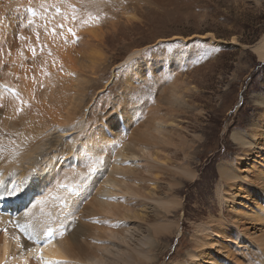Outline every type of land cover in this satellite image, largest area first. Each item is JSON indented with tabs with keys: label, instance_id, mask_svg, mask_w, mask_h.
Wrapping results in <instances>:
<instances>
[{
	"label": "rangeland",
	"instance_id": "1",
	"mask_svg": "<svg viewBox=\"0 0 264 264\" xmlns=\"http://www.w3.org/2000/svg\"><path fill=\"white\" fill-rule=\"evenodd\" d=\"M0 1L3 4L1 8L7 6V10L17 2ZM43 1L40 4L39 0H24L25 3H18L13 8L17 13L22 11L28 23L39 20L38 24L41 25L40 20L51 21L49 24L57 27L54 29H60L58 36L65 29L67 40L72 31L75 33L82 26L108 30L104 41L96 42L98 46H95L103 49L106 61L104 72L100 73L104 78L90 91V97L96 104L93 113L88 114L87 111L84 117L87 119L89 116V127L90 124L93 127L92 119L102 114L101 109L110 98L108 103L112 104V110L125 108L130 110V115V105L137 103L139 98L141 104H138L142 107L137 117H133V120L137 118L139 124L135 122L132 125L131 122L128 130L132 132L146 122L148 116L152 117L153 111L156 114L160 112V115L168 112L167 117H171L173 123L167 125L173 136V144L167 147L170 161L159 174V180L151 181L153 175L147 172V161L143 156L128 157L130 159L125 161V165L135 172L134 177L127 174L126 180L134 185L137 183L143 189L156 186L155 194H148L147 198H158L169 211L167 213V209L157 201L126 196L128 206L137 215L127 220L135 235L152 227L172 228V234L163 233L160 236L164 253L160 255L161 252L156 249L158 264L184 257L193 245V236L203 228H210L219 236L210 231L198 233L201 235L197 236L199 239L210 236L209 241L217 244L207 246L209 256L196 264H240L242 260L258 264L264 254V221L256 216L264 210V182H261L264 181L261 178L264 176V105L260 104L264 100V62L259 60L254 48L264 36V0ZM67 8L73 20L79 22L73 29H63L64 24L61 23ZM11 13L14 16V9ZM86 15L88 24L87 17H84ZM111 25H117L115 32H112ZM29 29L25 30L27 35ZM39 33L48 32L42 29ZM207 33H212L216 40ZM83 37L88 38L86 35ZM233 37L237 40L234 43ZM135 50L141 53L129 57ZM173 53H181L182 56L178 62L170 60L168 63L171 68H178L179 80L184 79L182 87L186 86V89L183 88L181 92L184 90L188 106L178 107L176 103L171 109L163 102L162 95L163 89L173 81L175 72L167 73L169 79L158 80L155 72L149 76L147 69L138 72L137 66H147L148 62L153 64L157 57ZM1 84L4 83L1 81ZM14 86H11L13 92H9L16 101L22 102L24 97ZM91 105L93 103L88 107ZM103 113L107 115L105 111ZM120 114L116 118L119 123H124L122 112ZM105 129L110 133L109 128ZM240 132L254 137L252 146L244 149L236 143L232 135ZM5 137L9 136L0 126V146L5 142ZM183 139L186 141L183 142ZM183 163H189L186 164L188 173L194 171L195 177L183 175ZM84 203L79 209H83ZM1 209L0 213L8 211L4 206ZM87 218L84 217L85 220ZM12 232L9 235L11 244L19 242V246L9 259L12 261L10 264H17V257L25 261L29 252L22 250L24 244L20 234L16 236L15 231ZM238 258L240 261H237ZM186 259L193 264L189 258Z\"/></svg>",
	"mask_w": 264,
	"mask_h": 264
},
{
	"label": "bare ground",
	"instance_id": "2",
	"mask_svg": "<svg viewBox=\"0 0 264 264\" xmlns=\"http://www.w3.org/2000/svg\"><path fill=\"white\" fill-rule=\"evenodd\" d=\"M16 1L11 4L9 10L7 6L1 8L3 4L0 3V126L9 136L5 137V142L0 146V209L2 206L8 209L5 214L0 213V229L4 228V231L0 230V264H5L6 261L12 263L9 259L11 253L13 254L19 246V242L11 244L9 235H12L13 230L16 236L17 233L20 234L24 244L22 250L29 252L25 261L24 258L20 260L21 257H17V264H45L46 261L67 260H70L68 264H158L157 252H161L160 255L164 253L160 236L163 233L172 234V228L152 227L135 235L127 220L137 215L128 206L126 196L157 201L167 209V213L169 211L167 205L158 198H147L148 194H155L156 186L143 189L137 183L134 185L126 180L127 174L134 177L135 172L125 165V161L130 159L128 157L143 156L147 161H144L147 172L153 175L151 181L159 180V174L166 169L165 166L170 161L167 147L173 144V136L167 127L173 123L170 121L171 117H167L168 112L156 114L152 108V117L148 116V120H143L144 123L132 132L128 129L131 122L132 125L138 122L137 118L133 120V117H137L142 107L139 105V98L137 97V103L130 105L131 115L128 114L130 110L125 108L112 110V104L108 103L110 98L106 99V104L101 109L102 114L92 119L93 127L92 124L89 127V116L87 119L84 117L87 111L88 114L93 113L96 104L90 97V91L104 78L100 73L104 72L106 61L103 49H97L95 46L96 42L104 41L108 30L103 31L102 27L97 26H82L75 33L72 31L67 40L64 28L73 29L78 22L71 17L69 8L65 11V16H62L65 19H62V22L59 20L64 24V30L58 36L60 29H54L56 26L49 24L51 21L40 20V25L39 20L34 23L24 20V13H17L16 8H13L24 0ZM60 1L64 3L67 0ZM39 2L44 3L43 0ZM13 9L14 16L11 13ZM60 22L58 23L61 26ZM116 26H110L112 32H115ZM27 28L31 29L29 35L25 31ZM42 29L48 33H39ZM85 35L88 38L84 39ZM207 35L215 38L212 33ZM232 41L234 43L237 40L233 37ZM254 49L259 60L264 62V36ZM140 53V50H135L129 57H136ZM180 54H160L161 56L158 55L159 57L154 59L155 63L148 62L147 66H137L140 70L138 72L147 69L149 76L155 72L159 76L158 80L167 77L169 79L167 73L169 75L170 72H175L170 86H164L166 89H163L162 100L169 108L176 103L178 107L188 106L184 95L186 86L182 87L184 79L180 81L179 71L176 70L178 68H171L168 63L170 60H180ZM132 80L133 78L129 82ZM1 81L4 84H1ZM7 85H15L14 89L17 88L21 92L19 94L24 97L22 102L16 101L11 95L13 88ZM91 103L93 105L88 107ZM260 104L264 105L263 99ZM104 111L107 115H104ZM115 112L118 114L115 115ZM120 112L124 123H119L116 118ZM105 128H109L110 133H107ZM232 137L244 149L252 146L255 141L254 137L243 132L233 133ZM185 141L183 139V142ZM96 157L100 158V163L96 165L97 170L81 182L80 174L87 172L89 158ZM186 164H182L183 175L195 177L194 171L188 173ZM33 169L36 171L33 172ZM261 178L264 179V176ZM57 182L78 184V191L69 194L65 189L58 187ZM13 191L15 194L10 195ZM58 197L67 199L65 201ZM42 199L45 202L38 204L37 201ZM84 201L85 205L81 210L79 208ZM10 208L12 211H9ZM25 213L29 215L26 216ZM261 215L264 216V210H261ZM261 215L256 214L264 221ZM85 216L90 218L91 223L88 222L89 218L84 219ZM115 222V226L109 225ZM118 223L123 225L119 226ZM18 224H31L37 234L47 225L58 234L56 238L41 244L29 239L17 227ZM31 230L30 228L29 231ZM209 231L219 236L210 228L199 229L196 236H193V245L185 252V256L164 264H191L186 258L196 264L195 262L203 257L209 256L210 251L207 248L217 242L209 241L210 236L204 240V237L198 238L201 236L199 232ZM60 232L63 235H59ZM38 244L41 245L34 247ZM218 245L222 248V245ZM237 261H240V258ZM240 264L254 262L242 260ZM258 264H264V254Z\"/></svg>",
	"mask_w": 264,
	"mask_h": 264
},
{
	"label": "snow or ice",
	"instance_id": "3",
	"mask_svg": "<svg viewBox=\"0 0 264 264\" xmlns=\"http://www.w3.org/2000/svg\"><path fill=\"white\" fill-rule=\"evenodd\" d=\"M31 10V9H30ZM71 31V30H69ZM100 163V158L96 157V158H89V163L87 164V172L86 173H82L80 174L81 176V182L84 180H87L88 177L97 170L96 165ZM36 169H33V172H35ZM58 187L63 188L66 190L67 193L72 194L75 193L76 191H78V184L75 185H69L67 183H61V182H57ZM18 190V189H17ZM15 191L11 192L10 195H14ZM51 194V193H50ZM59 199L65 200L67 199V197H58ZM45 202V200H40L37 201L38 204H43ZM25 215H29V213H25ZM17 227H19L21 229L22 232H24L29 239H32L36 242L39 243H47L48 241H50L51 239L56 238L57 236V231L53 230L50 226L44 225L43 226V231L40 232L39 234L36 233V230L34 228H32V225L29 224L27 226L25 225H17ZM32 229L31 231H29V229ZM59 235H63L62 232L59 233ZM45 264H68L67 261H46Z\"/></svg>",
	"mask_w": 264,
	"mask_h": 264
}]
</instances>
